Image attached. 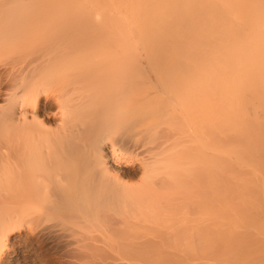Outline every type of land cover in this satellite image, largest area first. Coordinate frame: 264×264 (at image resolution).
Masks as SVG:
<instances>
[{
    "label": "bare ground",
    "instance_id": "1",
    "mask_svg": "<svg viewBox=\"0 0 264 264\" xmlns=\"http://www.w3.org/2000/svg\"><path fill=\"white\" fill-rule=\"evenodd\" d=\"M111 208L104 264H264V0H0V263Z\"/></svg>",
    "mask_w": 264,
    "mask_h": 264
},
{
    "label": "rangeland",
    "instance_id": "2",
    "mask_svg": "<svg viewBox=\"0 0 264 264\" xmlns=\"http://www.w3.org/2000/svg\"><path fill=\"white\" fill-rule=\"evenodd\" d=\"M181 121L182 119L178 117L177 122H181ZM185 129H189V128H185ZM181 131L182 133H180V135L177 136V141H180L182 143L181 145L188 146L191 143V141L186 140L187 139L186 137H188L186 136V133L189 132V130L184 131L183 129L180 128V132ZM177 133L178 132L176 131V134ZM190 138L191 136L188 139ZM135 153L139 154L137 155V157L147 155V153L143 152V148H139L135 150L134 154ZM123 169H125L126 172L128 171L127 172L128 174L126 175V180L130 184L132 183L135 185L140 183L142 178V172L138 163L127 165L123 167ZM188 175H190V173ZM185 178L184 180L180 178L179 179L182 180L181 183L183 182L184 184H186L187 183L186 181H188L189 184V185L187 184L188 188L183 183L181 184V186L178 184L180 187L178 188L179 190L176 189L177 191H175V193L173 194V202L174 204L176 203L180 208V209L178 208L179 210L177 212V219L178 218L183 219V212L184 210L187 209L188 215L190 217L189 219L193 221V219H195L197 215L196 214L197 205H196V201H194V198L196 197L197 189L196 186L193 185V179H192L193 177L192 178L189 177L190 178L189 180ZM182 185L184 186L182 187ZM188 198H190L192 201L187 206H185ZM177 205L175 206L176 208ZM115 208H113V211L111 208L110 209L111 211L108 210L110 212L105 213L103 211L102 213H100L98 219H100L101 217L103 218L102 220L101 219L99 220L100 222L98 225H97L98 220H96L97 221V223L95 224L96 226H94V224L92 223L90 224L88 223L89 225L85 224L86 222L84 223L83 221L84 219L81 217L80 219H77V217H75L77 221L76 223H74L75 222L74 217H72V219L69 218L71 222H68L67 219L64 220L62 218L57 217L59 221H56L57 219L55 220L54 218V220L57 223L54 222L52 225L51 223L54 220L50 222V227L53 226L52 228L50 227L45 228L44 225L47 226V224L44 223L43 224L44 230L43 229L41 230L42 227H39L37 231H42V232H39L35 235L33 234V236L32 234H29L25 230L17 231L10 238L8 247L4 251L3 260L0 264H102V263L104 264V260L101 259L104 257L102 256V254H100L102 253V251H104L102 250V248L106 245V244L104 245V243H106L104 239L106 240L110 234L113 235L116 229H118L119 231L121 227L128 226L131 223L140 221V218H138L136 215L129 214L128 212L123 213V211L122 213L121 212L119 213L117 211L119 208L116 209L118 213L115 212ZM60 220L63 221L66 225L64 223H61ZM79 220H81L80 222L82 221L83 222L80 223L78 222ZM110 220L112 221L115 220L116 224L114 223L115 221L112 222L111 224ZM179 221L184 222V220H179ZM191 221L189 223H195V221L194 222ZM104 225L105 227L108 228V230L104 227ZM85 226H91V227L86 229L87 227L85 228ZM113 227H114V231H111V229L113 230ZM41 233H43L44 235ZM38 234L40 236H38ZM93 253L95 255L97 254L98 256L95 257ZM100 259L101 261H103L102 263L100 262Z\"/></svg>",
    "mask_w": 264,
    "mask_h": 264
}]
</instances>
